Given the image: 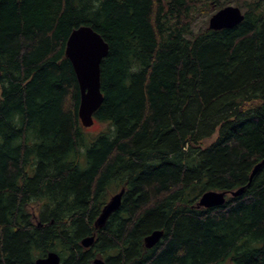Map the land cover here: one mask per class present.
Listing matches in <instances>:
<instances>
[{
    "label": "trees",
    "instance_id": "16d2710c",
    "mask_svg": "<svg viewBox=\"0 0 264 264\" xmlns=\"http://www.w3.org/2000/svg\"><path fill=\"white\" fill-rule=\"evenodd\" d=\"M236 6L193 31L208 0H0V264H264V0ZM82 25L108 45L93 137L64 55Z\"/></svg>",
    "mask_w": 264,
    "mask_h": 264
},
{
    "label": "water",
    "instance_id": "95a60500",
    "mask_svg": "<svg viewBox=\"0 0 264 264\" xmlns=\"http://www.w3.org/2000/svg\"><path fill=\"white\" fill-rule=\"evenodd\" d=\"M243 20V14L238 7L225 6L214 12L208 19L207 28L210 30L231 29ZM108 45L102 37L88 26H79L71 31L66 44L64 55L69 60L79 90L78 118L83 128L93 124L92 115L101 105L103 97L100 91V63L107 55ZM264 165V159L254 165L249 175L248 183L259 168ZM244 186L232 191H207L201 195L196 208H212L224 204L226 197H237L242 194ZM123 190L110 197L96 221L101 227L108 216L118 209L121 203ZM163 236L162 230H154L144 238V245L150 249ZM94 241L93 236L83 238L81 245L89 247ZM57 253L49 252L44 257L37 258L34 264H59ZM90 264H105L102 258H95Z\"/></svg>",
    "mask_w": 264,
    "mask_h": 264
},
{
    "label": "rangeland",
    "instance_id": "374dc122",
    "mask_svg": "<svg viewBox=\"0 0 264 264\" xmlns=\"http://www.w3.org/2000/svg\"><path fill=\"white\" fill-rule=\"evenodd\" d=\"M223 3H225V6H236V2H239V5L244 6L247 3L251 2L252 0H221ZM213 3V0H208V5H209V10L207 8H205L207 11L206 12H202L199 15L196 16L193 24H192V30L193 31H198L199 29L202 28H207L208 26V19L209 17L218 10L217 7H213L211 8V4ZM223 8V7H221ZM220 9V8H219ZM246 8L244 9H240L241 12H244ZM107 130H109V126L106 123H99V122H93V124L84 129V132L86 133V135L93 137L96 136L98 134H100L101 132H106ZM215 139V135L209 139L208 141L205 142L204 146L208 145L209 143H211L213 140Z\"/></svg>",
    "mask_w": 264,
    "mask_h": 264
}]
</instances>
